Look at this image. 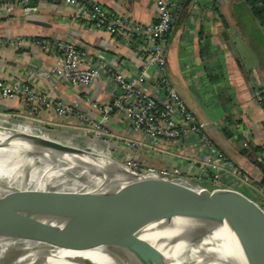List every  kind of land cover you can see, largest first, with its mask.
<instances>
[{"label":"crops","instance_id":"crops-1","mask_svg":"<svg viewBox=\"0 0 264 264\" xmlns=\"http://www.w3.org/2000/svg\"><path fill=\"white\" fill-rule=\"evenodd\" d=\"M91 1L136 23L156 20V0ZM263 3L257 0V7H263ZM9 38L32 42L19 48L0 46V79L28 83L37 93L69 107L66 116H57L51 108L35 115L53 133L49 136L62 142L84 144L79 136L89 133L86 116L100 119L91 111L89 101L109 103L115 90L105 73L89 88L71 87L52 78L55 43L76 44L87 54V68H97L105 60L125 76L133 77L142 64L141 50L96 30L84 12L65 0H23L12 12L0 10V39ZM165 60L166 78L189 111L205 124L217 148L244 174L260 178L258 166L243 151L257 148V162L258 157L264 162V19L260 21L245 0H186L168 34ZM34 105H23L19 98L0 97V112L4 113L0 124L6 120L18 122L15 117L27 115ZM106 130L122 144L140 139L116 115ZM60 136L64 139H58ZM114 154L123 158L127 152L120 149ZM152 155L153 151L145 149L142 163L155 168L171 164ZM166 157L175 162L174 157ZM180 165L187 167L182 162ZM224 178L231 188L246 194L250 191L246 184L230 180L228 175Z\"/></svg>","mask_w":264,"mask_h":264},{"label":"built area","instance_id":"built-area-1","mask_svg":"<svg viewBox=\"0 0 264 264\" xmlns=\"http://www.w3.org/2000/svg\"><path fill=\"white\" fill-rule=\"evenodd\" d=\"M22 1L5 0L0 3V10L12 12ZM65 2L84 12L96 30L108 32L127 46L137 47L142 52L139 72L133 77H127L103 59L97 68H87L86 52L73 42H58L53 46L55 60L50 75L55 80L63 81L71 87L89 88L99 79L101 73H105L113 82L115 94L112 100L106 105L99 106L93 102L90 106L91 111L98 113L100 119L90 116L85 118L86 123L94 129L99 143L105 146V150L108 149L106 151L110 158L134 174L156 175L168 180L182 181L204 191H210L212 187H217L215 190H236L229 185L227 187V179L224 178L227 175L230 180H238L242 184L251 181L248 174H244L217 148L209 137L205 124L200 123L189 111L177 90L166 78L167 37L186 0H156V20L149 24L116 16L91 0ZM28 41L0 39V46L4 44L19 48L30 45L31 40ZM29 86L28 83L0 79V97L19 98L23 105H27L37 95L36 90H31ZM33 103L35 105L31 115L44 107H56L59 116L70 113L69 107L63 102L49 101L46 97L39 103ZM30 114L25 119H32ZM115 115L140 139L134 138L122 144L123 141L109 134L106 126ZM32 130L35 134H42L35 128ZM120 149L127 152L123 158L114 154ZM145 149L153 151V158L155 154L171 156L175 158V162L162 168L150 167L141 161ZM181 162L187 167L183 168ZM258 162L262 163L263 159L258 157ZM260 191L263 192L262 189Z\"/></svg>","mask_w":264,"mask_h":264},{"label":"bare ground","instance_id":"bare-ground-1","mask_svg":"<svg viewBox=\"0 0 264 264\" xmlns=\"http://www.w3.org/2000/svg\"><path fill=\"white\" fill-rule=\"evenodd\" d=\"M16 131L34 135L31 127L19 124ZM67 140L73 147L93 151L110 158L105 146L95 140ZM79 157L53 154L48 151L26 149L0 144V196L6 192H55L58 194H89L95 190L130 184L129 179L115 176L99 177L85 168ZM177 186L204 197L206 191L195 185L177 182ZM139 198L163 205L172 211L173 223L162 232H142L140 237L161 251L172 264H241L229 239L242 240L254 252L264 257V227L250 208L237 199L221 196L211 205L187 201L172 189L147 185L133 187ZM218 191V190H216ZM173 203L174 205H170ZM230 211L257 219L256 224L240 220L233 226ZM27 211L23 205L0 197V226L18 219ZM262 223V224H261ZM252 231V234L249 235ZM0 264H135L122 243L119 233L105 236L93 247L56 246L53 244L11 240L0 242Z\"/></svg>","mask_w":264,"mask_h":264},{"label":"water","instance_id":"water-1","mask_svg":"<svg viewBox=\"0 0 264 264\" xmlns=\"http://www.w3.org/2000/svg\"><path fill=\"white\" fill-rule=\"evenodd\" d=\"M5 11V10H4ZM7 12V11H6ZM228 46V45H227ZM229 47V46H228ZM14 126L19 122H14ZM0 125V144L15 145L20 149L48 151L53 154L75 156L85 168L99 177L107 176L112 182L115 176L129 179L130 184L95 190L89 194H58L55 192H6L0 197L15 201L27 208L18 219L0 226V242L11 240L38 241L56 246L93 247L111 233H119L135 264H172L161 251L140 237L142 232H162L171 223L172 211L167 213L163 205L147 203L136 194L139 189L154 185L172 189L187 201L211 205L221 196H229L251 209L263 223L264 212L251 199L237 190L206 191L201 197L186 188L177 186V181L156 175H140L130 172L113 158H104L93 151L73 147L45 134L27 135L15 127ZM155 159L174 163L173 158L155 154ZM264 184V180H263ZM173 203H169L170 205ZM236 226L240 220L256 224L257 219L245 217L229 209L222 211ZM261 223V224H262ZM252 234V231L249 235ZM232 249L241 264H264V257L254 252L242 240L229 239Z\"/></svg>","mask_w":264,"mask_h":264},{"label":"rangeland","instance_id":"rangeland-1","mask_svg":"<svg viewBox=\"0 0 264 264\" xmlns=\"http://www.w3.org/2000/svg\"><path fill=\"white\" fill-rule=\"evenodd\" d=\"M55 57V56H54ZM30 88H32L31 90H35L34 88H33V86H29ZM34 97L36 98L35 100H33L32 102H30L31 104L33 103V102H40V100H42V98H44V97H46V96H43L41 93H37V95H34ZM40 99V100H39ZM46 99L47 100H49L50 101V99H48L47 97H46ZM91 102V103H90ZM29 103V104H30ZM89 103L90 104H92L93 102L92 101H89ZM96 104L97 105H99V106H101V105H106V104H108V103H105V104H100V103H98V102H96ZM50 108V107H49ZM49 108H46V107H44V110L45 109H49ZM51 109H53V111L55 112V114L57 115V114H59L58 113V110H57V108L56 107H54V108H51ZM41 110H43V108L42 109H39L38 111H41ZM38 111L36 112V113H34L33 115H31L30 113L32 112V111H30L27 115H31L30 117H32V119H25V117H27V115H23V116H20V115H18L19 117L17 118L19 121V124H23V125H26L27 127H31V128H35L37 131H39V132H41L42 134H45V135H52L53 133L52 132H50V130H48L49 128H47L46 127V125L43 123V121L42 120H40V119H38L35 115H37V113H38ZM27 113V112H26ZM20 114V113H19ZM4 115V113H1L0 112V116L2 117ZM57 116H59V115H57ZM9 118V117H8ZM16 118V117H15ZM15 118H9V119H11V120H16ZM6 121H8V122H5V123H3L2 124V126H9V127H12V126H14V124L13 123H11L10 122V120H6ZM1 125V124H0ZM88 126H89V124H87ZM14 127H16V126H14ZM110 134V133H109ZM53 136V135H52ZM80 138H81V140H83V139H85V140H90V141H92V140H95V141H97L98 143L100 142L99 140H98V138H96V133H94V129L92 128V126H89V133H88V135H86V136H84V137H82V136H79ZM58 139H61V140H63L64 138H63V136H60ZM83 143H84V141H82ZM114 142V141H113ZM249 178L251 179V181L250 182H248L247 184H246V186H247V188H249V192H247V194L246 193H244V192H242L244 195H246L249 199H251V200H253L258 206H259V208L264 212V196L262 195V192L260 191L261 189L263 190V192H264V188L263 187H260V185H259V178H257L256 180L255 179H252L250 176H249ZM227 187H229L228 186V184H227ZM217 187H212L211 189H210V191L209 192H214V191H216L215 189H216ZM238 189V188H237ZM258 195H260L262 198H260Z\"/></svg>","mask_w":264,"mask_h":264},{"label":"trees","instance_id":"trees-1","mask_svg":"<svg viewBox=\"0 0 264 264\" xmlns=\"http://www.w3.org/2000/svg\"><path fill=\"white\" fill-rule=\"evenodd\" d=\"M79 1H81V0H79ZM245 2L250 6V8H251L252 12L254 13V15L260 21H262L264 19V6L263 7H257V0H245ZM263 5H264V3H263ZM258 151L259 150L257 148H251L249 150L243 151V153L250 159V161L252 163H254V164H256L258 166V168L260 170L259 185L263 187L264 186V184H263V180H264V162H262V163L257 162L256 156H257Z\"/></svg>","mask_w":264,"mask_h":264}]
</instances>
